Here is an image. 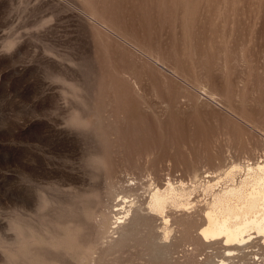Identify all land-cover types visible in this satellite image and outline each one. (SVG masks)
<instances>
[{"label":"rangeland","instance_id":"obj_1","mask_svg":"<svg viewBox=\"0 0 264 264\" xmlns=\"http://www.w3.org/2000/svg\"><path fill=\"white\" fill-rule=\"evenodd\" d=\"M260 161L264 0H0V264H264L191 241L205 172Z\"/></svg>","mask_w":264,"mask_h":264},{"label":"bare ground","instance_id":"obj_2","mask_svg":"<svg viewBox=\"0 0 264 264\" xmlns=\"http://www.w3.org/2000/svg\"><path fill=\"white\" fill-rule=\"evenodd\" d=\"M223 174L224 178H220L205 172L204 178L208 180L203 184L202 192L208 199L202 210V224L191 241L196 252L217 245L226 256L232 257L251 247L248 245L252 240L264 238V162L247 164L244 168L232 163ZM214 178L218 179L214 181ZM223 181L226 182V186L217 190L218 184ZM164 186L163 189L154 187L148 205L150 213L161 219L163 232L160 236L166 239L170 234L168 227L171 222L170 213L172 211L185 213L191 209L194 211L195 206L190 201V195L191 191L194 192L197 188L194 185L192 190L187 191L182 182L176 187L169 180H166ZM132 205L126 209L125 204L120 209L112 211L114 215L120 214L114 222L117 230H122L121 224L132 212ZM106 223L107 216H103L97 222L102 234L105 233ZM133 223H137V219ZM127 235L130 234L124 232L123 237ZM224 263L221 260L218 264Z\"/></svg>","mask_w":264,"mask_h":264}]
</instances>
